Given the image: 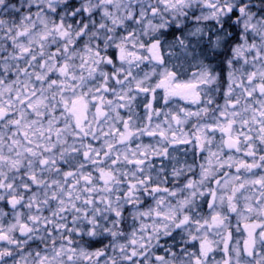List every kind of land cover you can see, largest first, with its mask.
Returning a JSON list of instances; mask_svg holds the SVG:
<instances>
[{
	"label": "clouds",
	"instance_id": "clouds-1",
	"mask_svg": "<svg viewBox=\"0 0 264 264\" xmlns=\"http://www.w3.org/2000/svg\"><path fill=\"white\" fill-rule=\"evenodd\" d=\"M0 264H264V0H0Z\"/></svg>",
	"mask_w": 264,
	"mask_h": 264
}]
</instances>
